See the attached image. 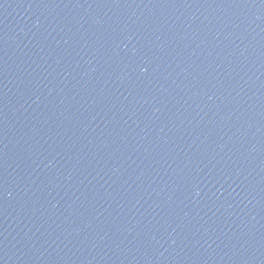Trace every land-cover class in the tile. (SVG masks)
<instances>
[{
    "label": "water",
    "instance_id": "water-1",
    "mask_svg": "<svg viewBox=\"0 0 264 264\" xmlns=\"http://www.w3.org/2000/svg\"><path fill=\"white\" fill-rule=\"evenodd\" d=\"M0 264H264V0H0Z\"/></svg>",
    "mask_w": 264,
    "mask_h": 264
}]
</instances>
